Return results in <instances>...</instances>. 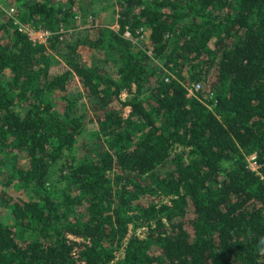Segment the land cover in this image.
Wrapping results in <instances>:
<instances>
[{
	"label": "trees",
	"instance_id": "trees-1",
	"mask_svg": "<svg viewBox=\"0 0 264 264\" xmlns=\"http://www.w3.org/2000/svg\"><path fill=\"white\" fill-rule=\"evenodd\" d=\"M7 1L0 154L22 158L6 174L29 198L0 194V264H264V0H114L118 29L66 44L61 73L47 55L58 35L33 41L17 24L56 33L71 8ZM140 28L149 53L124 49L114 74L86 55ZM75 82L98 128L82 158L68 154L85 126Z\"/></svg>",
	"mask_w": 264,
	"mask_h": 264
},
{
	"label": "rangeland",
	"instance_id": "rangeland-1",
	"mask_svg": "<svg viewBox=\"0 0 264 264\" xmlns=\"http://www.w3.org/2000/svg\"><path fill=\"white\" fill-rule=\"evenodd\" d=\"M53 2L58 5L61 4L65 8H71L72 16L69 19L68 23L60 25L57 32L44 29L39 26H35L29 23H18V27L25 32L33 41H39L47 44L49 37L52 35H58V42L56 49L49 50L47 52L50 71L52 73H61L67 69L65 62L63 61L60 52L64 49L65 45L74 42L79 36L92 26H98L103 29H114L117 30L118 26L116 23V13L114 0H53ZM11 2L7 0H0V10L8 14H11L14 10V5H10ZM147 30H139L135 33H130L129 36L125 34L122 36L127 43L124 42H115L113 51L108 50V45L94 51H88L86 55L89 57L90 54L95 55V57L105 59V67L110 74H114L118 65V55L121 51L126 48H129L131 52H138L141 50H147V41H146ZM160 62H157L155 59L149 62L150 66H158ZM153 64V65H152ZM160 66V65H159ZM115 77V75H114ZM4 76L0 77V83L3 82ZM75 98L78 113L83 114L84 117V130L81 135L78 137L73 148L68 152L69 155L82 158L84 157L92 148L95 135L98 131L97 123L92 117L91 111L89 109L90 103L93 101L91 98L84 96L81 86L75 82L68 90ZM127 92L123 91L121 94L122 98H126ZM251 154V153H250ZM246 155L247 159H250L249 155ZM0 156L3 159L2 168H0V194L1 192L8 193L13 199L21 197L22 199H27L29 196L26 193L20 192L13 185L14 177H10L9 174L13 172V165L18 164L22 165V158L15 160L12 157V154L2 153ZM172 167L171 163L158 165L154 169V174H161L167 170H170ZM54 169V168H53ZM55 180V173L52 172L50 175V181ZM156 202L160 203L161 200L155 198ZM162 201H166L165 198ZM9 210L7 209L5 202L0 200V219L2 221H10ZM140 232V231H138ZM27 235H25L26 237ZM122 250L117 252V257H120Z\"/></svg>",
	"mask_w": 264,
	"mask_h": 264
},
{
	"label": "built area",
	"instance_id": "built-area-1",
	"mask_svg": "<svg viewBox=\"0 0 264 264\" xmlns=\"http://www.w3.org/2000/svg\"><path fill=\"white\" fill-rule=\"evenodd\" d=\"M58 1H61V0H58ZM144 28H140V30H143ZM126 36H129L130 35V32L129 31H126L124 33ZM200 88V84L196 83V84H191L190 86H188L187 88V96H190L193 94V92L197 89ZM250 159H247V167L252 170V171H255V172H258V169H259V165L257 163V160H256V155L255 153H251L249 155Z\"/></svg>",
	"mask_w": 264,
	"mask_h": 264
}]
</instances>
